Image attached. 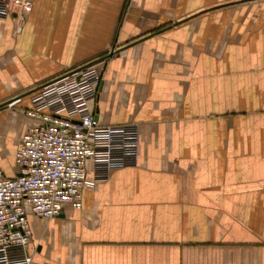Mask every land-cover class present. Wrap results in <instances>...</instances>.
Here are the masks:
<instances>
[{"label": "crops", "instance_id": "obj_1", "mask_svg": "<svg viewBox=\"0 0 264 264\" xmlns=\"http://www.w3.org/2000/svg\"><path fill=\"white\" fill-rule=\"evenodd\" d=\"M85 63L136 160L101 179L88 161L78 209L28 210L29 264H264V0H0L5 175L29 94Z\"/></svg>", "mask_w": 264, "mask_h": 264}, {"label": "built area", "instance_id": "obj_2", "mask_svg": "<svg viewBox=\"0 0 264 264\" xmlns=\"http://www.w3.org/2000/svg\"><path fill=\"white\" fill-rule=\"evenodd\" d=\"M99 83L95 64L85 63L29 94L31 107L25 114L39 123L20 139L17 173L7 176L0 170V264L30 263L28 210L50 218L59 216L66 204L82 206L83 187L95 183L87 177L88 161L96 179L135 163V126L98 124L94 117L90 102Z\"/></svg>", "mask_w": 264, "mask_h": 264}, {"label": "rangeland", "instance_id": "obj_3", "mask_svg": "<svg viewBox=\"0 0 264 264\" xmlns=\"http://www.w3.org/2000/svg\"><path fill=\"white\" fill-rule=\"evenodd\" d=\"M253 5V4H252ZM256 5H259V4H256ZM261 5V4H260ZM120 44H114V45H110V47H108L104 52H102V54L100 55H103V54H106L108 53L109 51L112 52L113 50H115Z\"/></svg>", "mask_w": 264, "mask_h": 264}, {"label": "water", "instance_id": "obj_4", "mask_svg": "<svg viewBox=\"0 0 264 264\" xmlns=\"http://www.w3.org/2000/svg\"><path fill=\"white\" fill-rule=\"evenodd\" d=\"M112 54H113V52H110L109 54H107V55L104 56V57H105V58H106V57H109V56H111ZM4 105H5V103L0 104V108H2ZM94 113H95V114H94V117H95V119H96V117H97V110H95Z\"/></svg>", "mask_w": 264, "mask_h": 264}]
</instances>
